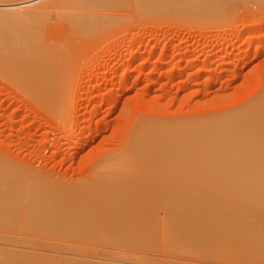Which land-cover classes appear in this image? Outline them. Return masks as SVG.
Instances as JSON below:
<instances>
[{
    "label": "rangeland",
    "instance_id": "374dc122",
    "mask_svg": "<svg viewBox=\"0 0 264 264\" xmlns=\"http://www.w3.org/2000/svg\"><path fill=\"white\" fill-rule=\"evenodd\" d=\"M247 2L200 26L177 15L134 24L129 6L112 7L123 25L74 41L62 88L0 69V264H264V177L237 188L139 153L113 168L138 120L207 125L264 93V9ZM47 19L32 31L50 44L59 27ZM18 42L0 43V57Z\"/></svg>",
    "mask_w": 264,
    "mask_h": 264
},
{
    "label": "bare ground",
    "instance_id": "6f19581e",
    "mask_svg": "<svg viewBox=\"0 0 264 264\" xmlns=\"http://www.w3.org/2000/svg\"><path fill=\"white\" fill-rule=\"evenodd\" d=\"M237 1L239 2L242 1V4L244 1H248L249 3L251 2L252 5L254 6V10L257 11H263L264 9V0H0V26L8 27L13 31L11 32V35L13 37L9 35L4 36V31L1 30L0 28V43L3 44L4 48H7L8 46V50H10L9 48H12V45H14V43L15 44L19 43L18 39L20 35L21 36L23 35V41H24L23 45L18 44L19 47L16 50L11 52L9 51L6 52L10 55L9 57H0V61L3 63V64L0 63V69L1 68L3 69L2 72H6L8 70L11 71L12 74L14 72L20 73V76L26 79V83L24 82V85L28 84L31 85L32 87L33 86L38 87L39 85H45V84L52 85L53 83L52 81H54L55 83V80H58L56 82H58V85H60L61 83V88H62L63 84L67 82L66 80L70 76L68 74L70 71L67 69H69L68 68L70 65L69 58L72 57L71 56L72 54H70V49L73 46L74 41H78V43H82L86 41L85 40L86 37H90L92 34H96L101 31L104 32L106 30H110L114 28L115 26L120 27L121 25H123L121 20L114 21L113 17L106 13L109 10H111L112 7L129 6L131 11L129 19L131 23L134 24H140L143 22L146 23L150 20L159 19V17L164 15H173V16L177 15L179 19L180 17L183 19V20L181 19L182 21L185 22L188 21L189 25L194 24V26L195 25L200 26L206 24L211 25L216 21H218L217 15H221L227 12L231 8V5L233 3L236 4L239 3V2L237 3ZM48 14L51 16L52 21L55 22V24L58 25L59 27L57 41L56 42L52 41L50 44L40 39V37L37 36V34H35L32 31L33 29L35 30L38 27L39 28L48 27L50 23V20L47 19ZM260 23L254 22L253 23L254 25H252V27L249 29L251 31L258 30V28L260 27ZM1 34H3V36H1ZM254 38L256 37L254 36ZM256 40L258 41L261 39L257 37ZM142 51L143 49L141 50V52ZM134 53H136V51ZM136 54L138 55V53ZM128 60L126 61L128 62ZM119 76L120 78H122L124 77V74L122 73ZM48 87L51 86L48 85ZM56 88L59 87L56 86ZM54 93H56V90ZM261 93L259 95H257L256 93L257 97L253 98V95L252 97H249L250 100L246 102V104L240 105L236 109L231 108L232 111L228 112V114H227L228 109L226 108L227 111H224V115L226 116H224L222 113H217L211 115L212 117L208 116L210 117L208 119L207 117L206 119H204L206 120V122H208V120L210 119V121L214 122V124L209 121L207 125L206 124L204 125V123L199 122L200 124L203 125L195 124L193 126L194 122L195 123L198 122L194 120L193 123L192 121H190L193 126L192 127L187 120V122L189 123L188 125H190V127L189 126L187 127L186 124V127L184 128L183 126L187 122L185 123L183 122V124L181 122L180 124L178 121L175 120H173L175 121V123L173 121L169 122L168 120L169 123L168 126L166 125L167 121L162 120L165 121L164 123H166V124L163 123L164 124L163 125L162 123H160L158 119H157L158 121L152 120L151 122H144L143 119L142 120L140 119L142 122L138 120V122L135 125L132 123V128L129 130L131 125L128 128L129 131L127 132L128 135L126 134L124 145H122L123 148L122 147L119 148V149L122 148L121 149L122 153L121 151H119V149L118 151L121 154H119L118 152H117L118 154L115 153L116 154L115 162L117 164L119 163V165L114 164L113 168L117 169L118 166H121V168L123 167L122 164H120L122 163V161L120 162L116 161L117 158L118 157L120 158L121 155H122L121 158L123 157L122 160H124L125 157L128 159V160L126 159L124 160V162L128 163L131 162L128 154L130 155L131 153L132 155L131 157L134 156L132 160H134L136 155L139 153L138 155L142 154V157L140 158H143V154L146 158L152 156L153 157L152 159L154 160L157 167L165 168V170L166 169L169 171L171 170L172 172L174 171L178 172V170L183 172L198 171V173L199 171L200 172L209 171L211 173V178L209 177L210 175H208L207 177L205 176V178L206 179L208 178L207 181L209 182L211 181L212 183L218 182L221 184H234L231 186L238 188L242 186H236V185H245L243 183H247V182L248 183L249 182L253 183L255 181L257 182L258 177H264V175L261 176V173L257 172V169L260 168L264 169V93L262 94ZM233 111L234 114H232ZM148 120L147 118L145 119V121ZM171 122L174 123L175 125H173ZM170 123L172 125H170ZM178 124L183 126L182 127L177 126ZM211 124H213V126ZM67 157L70 156L68 155ZM140 158L136 160H140ZM153 160L149 161L151 162L150 166L153 164L152 162ZM140 161H142V159ZM132 162L129 164H132ZM138 162L136 161V163L135 162L133 163H135L136 165ZM113 163L114 162L112 161L111 164ZM129 164L128 165L126 164V166H129ZM123 165H125V163ZM135 165H133L132 167H135ZM19 167L22 168L23 166H19ZM107 170L110 171V169L108 168ZM158 170L162 171V169H158ZM242 170H245L244 171L245 173ZM103 171L104 170H102V172ZM246 172L248 173L246 174ZM259 182L260 179L258 183ZM55 186L54 188H56ZM250 186L248 185L247 188ZM43 189L44 186L42 190ZM56 192L57 191L55 190V193ZM41 194H43L42 191ZM43 195L45 196V194ZM164 211L166 212V210ZM170 213L171 214L175 213V210L174 211L172 210V212ZM185 215L186 213L183 216ZM185 219L187 220V215ZM190 227L191 226L189 225V227L187 228ZM175 228L177 229V227ZM191 231H193L192 228Z\"/></svg>",
    "mask_w": 264,
    "mask_h": 264
}]
</instances>
